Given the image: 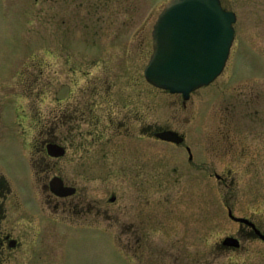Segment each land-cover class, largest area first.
I'll list each match as a JSON object with an SVG mask.
<instances>
[{
    "label": "flooded vegetation",
    "instance_id": "flooded-vegetation-1",
    "mask_svg": "<svg viewBox=\"0 0 264 264\" xmlns=\"http://www.w3.org/2000/svg\"><path fill=\"white\" fill-rule=\"evenodd\" d=\"M51 3V10L67 13L71 18L67 28H75L72 22L78 20L86 29L90 26L97 37L91 40L92 46L84 39L80 42L76 39L52 40L49 66L44 68L42 59L37 68L36 79L52 80V107L42 124L49 125L53 137L45 142L44 156L61 159L74 152L72 144L78 142L82 143L78 159L86 160L82 186L67 182L60 174L53 176L61 177L66 186L76 188L74 193L57 195L51 190L53 177L49 180L52 197L66 205L67 221L76 219L82 227H90V223H101L114 217L116 222L129 224L133 230L129 239L139 245L133 249L134 256L143 264H264V137L250 136L247 131L254 132L260 127L259 135L264 128V0H259L262 30L258 60L251 62L243 72L231 70V75L237 74L241 78L237 83L229 84L224 99H221L224 89H211L220 76L188 96L156 86L168 95L177 96V126L169 121H154L153 93L149 88L142 89L146 93L141 94L136 90L106 87L107 79L120 77V67L115 55L111 58L103 54L105 46H111L104 44L108 42L104 38L105 32L113 31L112 37L120 33L119 14L125 8L132 10V3L69 0V5L73 6L66 7L65 0V8L60 9L63 0H51ZM221 3L225 9L234 11L226 7L223 0ZM153 9L151 2L128 35L129 39L137 40L144 33L145 40L141 45L146 43L147 49L141 60L146 61L145 79L146 67L154 53V26L160 15L153 21ZM95 22L102 23L97 26ZM114 42L112 39V46ZM231 53L232 47L229 58ZM107 65L117 67L113 71L117 77L106 73ZM123 74L129 80L138 78L134 72ZM137 76L140 77L139 73ZM20 125L26 126L25 120ZM166 131L176 132L178 141L161 137ZM49 143L63 146L64 154L51 155ZM40 145L38 141L34 143L33 173L27 172L20 178L15 176L12 182L0 169V264H23L26 251L37 249L42 214ZM91 147L96 152H90ZM100 153L102 158L91 160ZM90 163L98 168H90ZM95 180L98 183H91ZM156 181H163L161 186L177 185L184 193L189 192L186 195L189 199L185 201L189 213L166 227L181 229L185 239L180 251L172 254L167 249L148 253L151 251L148 246L153 244L150 242L154 232L151 193ZM117 191L135 192V201L129 202V196L126 203L118 204ZM239 191L242 198H234L233 193ZM246 192H252L251 198H244ZM126 215L128 220L123 221L122 216ZM121 228L123 225L116 232L118 238L125 234ZM96 230L101 231L98 227ZM143 239L148 240L145 244L147 255L138 253Z\"/></svg>",
    "mask_w": 264,
    "mask_h": 264
},
{
    "label": "rangeland",
    "instance_id": "rangeland-1",
    "mask_svg": "<svg viewBox=\"0 0 264 264\" xmlns=\"http://www.w3.org/2000/svg\"><path fill=\"white\" fill-rule=\"evenodd\" d=\"M168 1L136 0L132 2L124 0V3H132L135 11L125 8L119 14L118 31L121 35L119 33L116 37H112L113 31L105 32L104 38L108 42L106 41L104 44L112 46V39L116 43L114 42L112 47L105 46L103 54L111 58L115 55L120 67V77L107 79V88L116 87L124 91L136 90L141 94L146 93L142 89L149 88L153 93L154 121L157 123L169 121L177 126V96L166 94L143 77L146 61L143 62L141 57L147 49L146 43L141 45L145 40L144 33L137 40L129 39L128 36L130 30L139 23L151 2L154 6V21ZM64 2L65 0L58 9L65 8ZM223 3L236 12L238 19L234 24L236 32L231 57L222 74L211 87L214 91L224 89L221 99L226 97L225 89H228L229 84L237 83L241 78L237 74L231 75V70H235V72L242 70L243 72L249 68L251 62H257L262 30L259 20V0H223ZM51 4V0H0V169L7 174L12 182L15 181V176L20 178L27 172L33 173L32 156L36 152L34 143L38 141L42 146V154L39 155L41 233L36 241L37 249L26 251L23 264H143L140 258L134 256L133 249L139 245L134 239H129L130 232L133 231L129 224L116 222L114 217L106 218L101 223H90V227H82L81 222L76 219L69 220V223L64 210L66 205L64 202H57L49 190V180L56 174L62 175L67 182L78 183L82 186L84 183L82 171L86 160L78 159L82 151L80 147L82 143L78 142L72 144L71 148L74 152L70 150L71 153L61 159H49L44 156L45 142L53 137V130L49 125L42 124L48 119L52 107V80L44 77L36 79L38 63L43 59V67L49 66L52 57L50 53V48L53 45L52 40L76 39L80 42L81 39H84L88 41L89 46H92L91 40L97 39L90 26L86 29L80 25L78 20L72 22L75 28H67L69 26L66 25L70 24L71 18L67 13H57L51 10ZM70 5L73 6V4ZM70 5L67 0L66 7ZM85 7L87 8V6ZM101 23L95 22L97 26ZM88 31L90 32L88 33ZM99 33L101 32L99 31ZM108 65L106 73L117 77L113 74L117 67L111 68ZM128 71L136 73L138 78L131 80L129 77L126 78L127 75L123 72ZM137 73L140 77L137 76ZM234 90L236 91V89ZM22 120H25L26 126L20 125ZM37 123L41 126H37ZM259 130L260 127L255 128L254 132L251 129L247 131L250 136L264 137V128L257 135ZM260 140L261 138H259ZM90 152H96L94 147L90 148ZM97 158H102L101 153L91 160ZM156 158L155 156V169L158 168ZM90 168L94 169L98 166L90 163ZM170 172L175 177V172L171 167ZM90 175L94 177L92 172ZM95 177L97 178V176ZM157 181L151 193L154 203V232L150 236V242L153 244L148 246L151 249L148 253L170 250L168 252L172 254L180 251V245L185 239L181 229L173 230L166 227L174 225L182 218L181 216L189 213V209L186 208L188 205L185 203L189 199L186 197L189 192L185 191L187 194L184 193L177 185L161 186L163 181ZM91 183L96 184L98 180L91 181ZM116 193L120 198L118 204L126 203L129 196H131L129 202L135 201L136 193L133 191H117ZM233 194L234 198H242L240 191ZM251 194L252 192H246L244 198H251ZM127 216H122V220H128ZM159 223L164 227L162 228ZM121 225L124 228L121 230L125 234L118 238L116 232L120 231ZM97 227L103 232L99 233L96 230ZM146 242L148 240H140L138 253L147 255Z\"/></svg>",
    "mask_w": 264,
    "mask_h": 264
},
{
    "label": "water",
    "instance_id": "water-1",
    "mask_svg": "<svg viewBox=\"0 0 264 264\" xmlns=\"http://www.w3.org/2000/svg\"><path fill=\"white\" fill-rule=\"evenodd\" d=\"M235 11L223 7L221 0H171L154 26V53L145 73L155 86L171 93L188 96L196 88L213 82L221 75L235 39ZM176 132L160 136L178 141ZM53 156L65 149L48 144ZM51 190L60 196L75 192L63 179L55 176Z\"/></svg>",
    "mask_w": 264,
    "mask_h": 264
}]
</instances>
